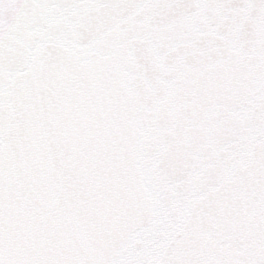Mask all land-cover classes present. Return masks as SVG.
<instances>
[{"label": "snow or ice", "instance_id": "obj_1", "mask_svg": "<svg viewBox=\"0 0 264 264\" xmlns=\"http://www.w3.org/2000/svg\"><path fill=\"white\" fill-rule=\"evenodd\" d=\"M0 264H264V0H0Z\"/></svg>", "mask_w": 264, "mask_h": 264}]
</instances>
